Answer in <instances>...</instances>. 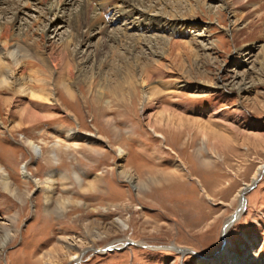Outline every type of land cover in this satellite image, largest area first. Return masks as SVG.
<instances>
[{
  "label": "rangeland",
  "instance_id": "1",
  "mask_svg": "<svg viewBox=\"0 0 264 264\" xmlns=\"http://www.w3.org/2000/svg\"><path fill=\"white\" fill-rule=\"evenodd\" d=\"M17 1L25 10L19 30L33 31L15 40L25 46L17 53L23 62L17 77L33 89L48 75L44 43L60 51L71 28L58 20L52 26L54 17L38 2ZM86 1L97 11L85 29L94 54L85 74L68 81L72 96L58 88L59 105L51 109L29 91L18 95L16 84L0 91V264H76L77 250L79 264H213L225 251L245 264H264L263 171L223 238L240 190L264 165V0H139L147 13L156 10L149 15L167 9L188 27L178 36L127 25L128 35L144 40L132 49H116L99 34L98 14L110 20L115 3L98 10L99 0ZM69 3L67 13L78 0ZM7 7L0 5L3 25L12 18ZM46 25L50 39L42 42L37 33ZM115 28L124 30L125 22L108 34ZM156 35L165 38L146 41ZM69 44L72 61L74 51H87ZM6 62L13 68L5 71L14 70ZM147 90L153 96L145 110ZM154 124L167 141L154 136ZM69 131L83 135L78 148ZM89 133L101 138L86 140ZM27 140L43 153L35 154Z\"/></svg>",
  "mask_w": 264,
  "mask_h": 264
},
{
  "label": "bare ground",
  "instance_id": "2",
  "mask_svg": "<svg viewBox=\"0 0 264 264\" xmlns=\"http://www.w3.org/2000/svg\"><path fill=\"white\" fill-rule=\"evenodd\" d=\"M27 1H29V2L33 1V3L35 1V2H38V3H36V6H38V5L43 6L44 7L43 9L46 11V15L47 16L50 15V16L54 17V19L50 18V22H51L52 26L55 25V22H56L55 20H58L61 23H67L68 27L71 28V32H69L67 35V38L69 39V41L67 43H64L65 46L62 49H60V51H57V48H54L52 46L53 43H51L52 45H49V43H44V46L41 48V50H42L41 59L42 60L41 59L40 60L43 61L44 64L45 63L47 64V65L45 64L46 66H44L45 67L44 69H46V71H48V75H45V77L41 78V76L38 74V72L40 73V71L35 72L36 75L38 74L41 78V79H38L39 80L38 82H40L39 86L36 85V86H34L33 89H28L27 86H21V84L19 83L20 77H17V75H18L17 72H18V68L21 67L20 64H23V62H21L18 59L17 53L20 52L19 50L22 47V45L19 43L17 44L16 43L17 41L15 42V40L17 38H21L22 40L26 39L27 35H29V36L31 35L29 33L32 30L26 31V30H24V28L23 29L20 28V30H19L18 26H19L20 15L25 13V10L23 9V5L21 6V4H18L17 0H16V2H15V0L14 1L13 0H11V1L10 0H0V5L8 6L7 8L9 10V14H12L11 21L8 22V24L3 25V23L0 22V91L4 90V88H6V87H10L11 85L16 84L18 87L21 86L20 89H18V91H17L19 93L18 95L25 94L29 91V95L31 97L38 98L42 101L47 102L48 107L51 109H54L56 105H59V104L55 103L57 101V99L55 98V91H57L58 88H62L63 90L66 91V94H68L69 96H72L70 83L68 81H71V80L75 81V79H78L79 77H81L82 75L85 74V71L87 69V64L91 60V56L94 54V53L89 52V50L91 48L90 39L93 36L92 32L91 31L86 32L85 29L89 28L90 23H92L91 22L92 16L90 15L91 11L93 10V13H95L97 11H95V8H93L89 4V2H87L86 0H78L77 8L75 10H71L70 13L66 12V8L68 5H70L69 1H71V0H27ZM29 2H27V3H29ZM114 3H115L116 8H117V12H116L117 14H115V16H113L110 20L106 21L104 16L99 13L98 15L101 18L100 21L102 20V24H100V26H98V30L100 31L99 34H101L105 37L108 35V38L110 39V41H112L116 45V49L117 48L121 49L123 47V45L128 46L129 49H132V48L137 46L136 44H139V43L142 44L141 41H144L142 36H138L137 39L136 38L133 39V37H136V36L127 34L126 30L127 29L129 30V28H128L129 25H131V27H130L131 29H136L138 31L140 29H144V28H148V29L150 28V29L154 30V28L156 27L158 29L161 28L162 30L167 31L171 35L181 36V34L187 33L186 28L188 26H186L184 24L180 25L181 19H179V16H177L176 14H174L171 11H167V9L164 10V13H157V14L154 13V15H149L148 13H150L152 11L155 12L156 10H151L147 13L145 10L141 9L143 6L139 2V0H99L98 6H100V8H98V10L101 8H102V10L103 9L106 10V8H109L107 6L114 5ZM8 10H4V11L8 12ZM5 12H3V13H5ZM165 18L167 21L164 23L162 21ZM94 20H96V19H94ZM119 20L122 22H125L126 28L124 30H122L120 28H115V29H113V31L110 34H108V29L110 27H112L114 24H116L117 21H119ZM93 24H94V22H93ZM89 30H90V28H89ZM40 31H41V33H37L38 34L37 36L39 37V39L41 38V40L43 42L48 37L47 25L44 26ZM152 36H150L149 39L146 40V41H149L150 44H152V42L154 40L157 41V39L161 38V37L158 38L157 35L154 38ZM164 38L162 36L161 39H164ZM49 39L50 38L48 37V40ZM101 39H102V37H101ZM17 40H19V39H17ZM103 40L106 43V39L104 38ZM128 40L129 41L132 40V41L129 43ZM38 42H41V41H37V43ZM70 42H72V44L75 45V48H77L80 45L87 47V51L85 53L83 51H81V49L74 51V52H76V55H75L76 60H74V61H72L69 58L70 53L68 51V47L66 46V45H70L69 44ZM34 43H35V41H34ZM27 44H30V43L28 42ZM40 44H39V46H40ZM169 44H170L171 48H174V46H176L178 43L175 42L174 40H171ZM192 44H195V43L194 42L189 43V45H192ZM35 46L37 48L38 45H35ZM23 47H25V46H23ZM28 47H30V46H28ZM28 47H27V49H28ZM32 49L34 50L35 48H32ZM38 51H40V50H38ZM35 52H37V50ZM30 53H31V51H30ZM97 54L99 55L98 52H97ZM39 56L40 55L38 54V57ZM78 59H80V61H78ZM5 60L6 61L12 60L14 62V64H15L14 70L12 69V71H5L7 68H9V69L13 68V67H8L9 64L7 66V64H6L7 62ZM73 62L78 64V66H74ZM98 62H99V60H98ZM49 63H51V65H52V67H51L52 70L49 68L50 67ZM12 66H14V65H12ZM41 69H42V67H41ZM50 70H51V72H49ZM75 71H76V73H74ZM41 73H43V72H41ZM39 76H38V78H39ZM42 76H44V75H42ZM57 76H60V80H58V81H57V79H59V77L57 78ZM61 76H64L65 78H62V80H61ZM146 80H147V78H146ZM65 81H67L68 83ZM34 84H36V82ZM141 84H143V83H141ZM144 84H145V80H144ZM148 91L149 90L144 92V96L142 95V99H144V104H145L143 108L145 110L148 109L150 104L152 103L151 100H152V96H153L152 93L153 92L151 93L150 91L149 92ZM1 101H2V99H1ZM171 116H172V114H171ZM171 116L166 114V116L164 118H165V120L170 122ZM176 117H178V116H176ZM164 118H162V122H163ZM172 120H174V119H172ZM149 126H150V129H151V131L155 137L162 139V141L163 140L167 141L166 135L159 133L157 131V127L155 126V124H154V126H151V125H149ZM67 133L69 135L68 137H70V139L75 141L73 143V147L78 148L79 145L76 143V141L78 139H81V136H83V135H80V131H78V132L69 131ZM86 136H87L86 140L94 141V142H98L99 141L98 139L101 138V137H98V136H96L94 134H90V133L86 134L85 137ZM25 144L31 150H33V152L37 155L42 151L41 147L39 145H37L35 142H33L32 140H27ZM57 146H59V143H55L54 145H52V151H51L50 155H51V158L53 160L57 156L55 151H54ZM41 153H43V152H41ZM119 156L123 157L124 152H122L120 150ZM263 170H264V165L259 168L257 175L254 179V182L257 179V176L259 175V173L262 172ZM0 171H2V168H0ZM53 175L54 174L52 173L46 182L47 190L49 193L53 192V190H54L55 179H53V177H54ZM133 178H130V180H129L130 183H132ZM250 186H251L250 184L246 185L239 192L241 194V202H240L241 206H242L243 194L248 191ZM231 219L232 218H230L226 222V225L229 224V222H231ZM229 227H227V230L229 229ZM223 238H225V236ZM224 241H226V240L224 239ZM125 242L126 241L121 242L120 245L121 246L124 245ZM115 247L116 246L113 244L103 251H108L109 249H113ZM174 249L179 250V248H175V247H174ZM82 258H83V256L80 255L79 251L77 250V252L74 253L72 258H71V263L75 262L76 264H79L82 261ZM245 263H246L245 260L239 261V259H234L231 256V254L227 251H225L220 256H218L217 259H215L213 262V264H245Z\"/></svg>",
  "mask_w": 264,
  "mask_h": 264
},
{
  "label": "water",
  "instance_id": "3",
  "mask_svg": "<svg viewBox=\"0 0 264 264\" xmlns=\"http://www.w3.org/2000/svg\"><path fill=\"white\" fill-rule=\"evenodd\" d=\"M264 171V170H263ZM257 182H258V179L257 180H255V182H253V184L249 187V189H248V191H250L251 189H253L254 187H255V185L257 184ZM247 191V192H248ZM247 192H245L244 194H243V199H242V206L240 205L239 206V208L237 209V211L232 215V219H231V222H229V224H225V226H224V230H223V232H224V236L226 237V233H227V227H229V226H231V225H233V223L234 222H236L239 218H240V216L242 215V213L245 211V209H246V193ZM137 244V243H136ZM137 245H139V244H137ZM141 245V244H140ZM223 245H225V241H223ZM194 255H196V256H200V255H198L196 252H192Z\"/></svg>",
  "mask_w": 264,
  "mask_h": 264
}]
</instances>
